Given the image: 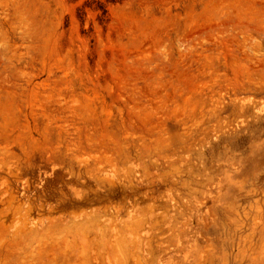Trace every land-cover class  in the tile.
Wrapping results in <instances>:
<instances>
[{"label": "rangeland", "instance_id": "obj_1", "mask_svg": "<svg viewBox=\"0 0 264 264\" xmlns=\"http://www.w3.org/2000/svg\"><path fill=\"white\" fill-rule=\"evenodd\" d=\"M0 264H264V0H0Z\"/></svg>", "mask_w": 264, "mask_h": 264}]
</instances>
